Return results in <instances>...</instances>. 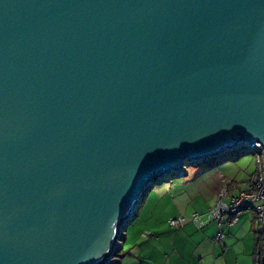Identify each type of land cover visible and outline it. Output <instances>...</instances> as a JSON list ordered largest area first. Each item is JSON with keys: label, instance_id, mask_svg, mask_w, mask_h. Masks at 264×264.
Here are the masks:
<instances>
[{"label": "water", "instance_id": "water-1", "mask_svg": "<svg viewBox=\"0 0 264 264\" xmlns=\"http://www.w3.org/2000/svg\"><path fill=\"white\" fill-rule=\"evenodd\" d=\"M253 144L264 0H0V264H108L147 188Z\"/></svg>", "mask_w": 264, "mask_h": 264}, {"label": "rangeland", "instance_id": "rangeland-1", "mask_svg": "<svg viewBox=\"0 0 264 264\" xmlns=\"http://www.w3.org/2000/svg\"><path fill=\"white\" fill-rule=\"evenodd\" d=\"M234 162H236V164ZM184 166L185 168L183 169V175L179 176L174 173L163 179L161 182L151 185L143 192L141 200L143 201L144 199V204H141L138 211L136 212L135 218L124 228L123 237H125V241L123 243V250L124 257L126 256V259L128 258L129 260L131 259L135 261L138 260V257H140L141 255L138 249L141 246L143 247V249H147V244L158 242L157 244H160L161 246L160 253L165 255L166 257H168V255H171L172 259H179V262L182 261L183 263L186 262V264H198V259L200 258L201 253L199 255V251L196 252L193 250V241L196 240H192L183 236V233H181V228H170L169 215L179 216V214H182L181 216L185 218V223L182 227L190 226L189 230L191 227L197 230L194 225L189 222V220L194 213L200 215L201 219H205L208 215V213L206 212L214 207L216 196L214 202L210 203L207 209L203 208L209 203L208 197L210 196V186L213 185V181L217 182L218 177L226 175L227 177H232L233 179H235L237 184L242 185V182L248 179V177L254 172V158L251 155L247 154L245 148H237L235 150L227 151V154L224 156L223 161H218L216 158H212L208 161L202 160L200 162H184ZM213 167L218 168L213 171L212 174L205 175L204 172L211 170ZM201 174H203V177L195 180ZM171 185H173L174 188L179 189L178 191H182V187L185 188V199L182 201L181 198V201L184 203L188 201L186 212L180 211L179 208H177V210L174 208L175 204L170 198V190H168ZM238 193L239 190L236 189L233 190L232 195L236 196ZM146 196L148 198L147 200L145 199ZM161 196L163 197V204L167 206V209L169 211V215L167 216L162 212H159L157 207H155L156 198H161ZM230 197H228V200L230 199ZM190 200L191 202L195 200L192 205L189 204ZM151 207H153L154 209H151ZM199 209H205L204 213L206 214L202 215L203 213L197 212V210ZM148 210L151 213L153 212V214L154 211L157 212L159 214V218H153V214L152 216L151 213L148 214ZM242 214L244 215L239 218L240 224L232 231L231 235L229 234L223 242L221 241V243L216 244L218 246L219 244L226 245V252H224V254H221L219 252L213 254L212 252H210L209 257L216 258V256H221L220 260L222 261V263L226 262V259H228L233 264H237V262L239 263V260H241L243 256L247 254L245 252V249L250 247V244L252 243V237H254L252 233L253 231H251L253 214L249 210L243 212ZM148 226L150 227V229L156 226V231L154 232L159 233L156 234L157 237L152 233L145 231L144 228H147ZM198 231L200 230H197V232ZM141 232L143 233L141 234ZM203 232L204 231H200V234ZM143 234L152 235L144 239L142 238ZM121 241L122 240L120 238L118 243L120 244ZM145 242L147 243L144 244ZM134 245L136 246L134 250H130ZM191 249L193 250L192 253L190 252ZM117 252H120V249ZM117 252L116 254H118ZM160 257L158 256V258ZM116 260L117 258L112 259V261ZM202 262L203 264L205 263L204 261ZM241 264L248 263H246V261H243Z\"/></svg>", "mask_w": 264, "mask_h": 264}, {"label": "crops", "instance_id": "crops-1", "mask_svg": "<svg viewBox=\"0 0 264 264\" xmlns=\"http://www.w3.org/2000/svg\"><path fill=\"white\" fill-rule=\"evenodd\" d=\"M234 163L236 164V162H234ZM217 168L213 167L211 170L204 172V173H205V175H210ZM251 175L248 177V179H246L242 182V185L237 184L235 179H233L232 177H227L226 175H222V176L218 177L217 182L213 181V185L210 186V196L208 197L209 203H208V205H205V207H203V208L207 209V207H209V204L214 202L216 193L219 190V188L222 186L227 187L229 196H234V195H232L233 190H236V189H238L239 191L244 190L246 188V185H247L248 180L251 177ZM201 177H203V174L199 175V177H197L195 180H197ZM168 190H170L169 191L170 198L172 199L173 203L175 204L174 208L176 210H177V208H179L180 211L186 212V206L188 204V201L186 203L182 202L185 199V194H186L185 188L182 187V191H178L179 189L174 188L173 185H171L168 188ZM162 198H163L162 196H161V198H159V197L156 198L155 207H157L159 212H162L163 214H165L167 216V215H169V211L167 209V206H165L163 204ZM181 198H182V201H181ZM145 199L146 200L148 199L147 196L145 197ZM194 201L191 202V200H190L189 204L192 205ZM142 203L144 204V199H143V201L141 200V204ZM141 204H140V206H141ZM151 209H154V208L151 207ZM204 210L205 209H199V210H197V212H201V213L205 214ZM150 213L151 212L148 210V214H150ZM152 214H153V212L151 213V216H152ZM179 215H182V214H179ZM242 215H244V214H241L239 216V218ZM169 216H170L169 218H174L178 215H176V216L169 215ZM153 218H159V214L155 211L153 214ZM239 218H238V223L236 226H234L232 228H228L227 226L221 227V230L224 233V238H223L222 242L224 241L225 238L228 237L229 234L231 235L232 231L240 224ZM150 226H153V225H150ZM189 227L190 226L182 227L181 233H183V236H185L186 238L196 240V241H193L194 242L193 250L196 252L199 251V253H198L199 255L201 253L200 258L198 259V264H203L202 261L205 262L204 264H233L228 259H226V262L222 263V261L220 260V257H221L220 255H219L220 257L216 256V258L209 257L210 252H212L213 254H216L217 252L224 254V252H226L225 247L227 248V246L223 245V244H219V246L216 245V244L221 243V242H216L213 239V237L215 238L214 235L216 234V230H217L216 229L217 227L214 223H209L206 227H204L202 230H200L201 232L204 231L201 234H200V231L197 232V230H195L193 227H191L189 230ZM144 229H145V231L152 233L154 236H156V234H159V233L154 232V231H156L155 230L156 226L152 227V229H150L149 226L147 228H144ZM252 229H253V221H252L251 231H252ZM187 230H189V231H187ZM142 233L143 232H141V234ZM212 239H213V242H212ZM124 241H125V237H123V240L120 243L121 247H120L119 256H122V258L119 259L120 260L119 264H161V263H166V264L167 263L168 264H181L182 263V264H186V262H184V263L182 261L179 262V259L178 260L174 259V258L172 259L171 255H168V257H166L165 255L161 254L160 253L161 246H160V244H157L158 242L153 243V244H147V246H146L147 249H143V247L141 246L138 249V251L141 254L140 257H138V260L135 261V260H131V259L129 260L128 258L126 259L125 258L126 256L124 257V250H123ZM146 243L147 242H145L144 244H146ZM132 244H134V243H132ZM135 245L130 250H134V248L136 247ZM149 247H152V248H149ZM193 250L191 249L190 252L192 253ZM245 252L247 254L244 255L243 258L241 260H239V263L237 262V264H241L243 261H246V263H248V264H253L254 237H252V243L250 244V247L245 249ZM142 253H143V256H142ZM173 254H175V253H173ZM158 256L159 257L161 256V257L158 258Z\"/></svg>", "mask_w": 264, "mask_h": 264}, {"label": "built area", "instance_id": "built-area-1", "mask_svg": "<svg viewBox=\"0 0 264 264\" xmlns=\"http://www.w3.org/2000/svg\"><path fill=\"white\" fill-rule=\"evenodd\" d=\"M245 150L251 151L250 155L254 158V172L246 188L239 191L236 196L230 197L228 189L222 186L216 193L214 207L206 212L208 215L205 219H201L197 213L193 214L190 220L188 219L197 230L214 222L217 227L214 238L216 242H221L224 238L221 227L236 226L239 216L247 210L253 214V232L264 240V149L259 144H253L245 146ZM228 197H230L229 200ZM184 223L185 218L181 215L169 219L170 228L180 229ZM148 237L150 234L142 235L144 239Z\"/></svg>", "mask_w": 264, "mask_h": 264}, {"label": "trees", "instance_id": "trees-1", "mask_svg": "<svg viewBox=\"0 0 264 264\" xmlns=\"http://www.w3.org/2000/svg\"><path fill=\"white\" fill-rule=\"evenodd\" d=\"M227 154V152L222 156L220 161H223L224 156ZM185 168V166H184ZM253 174V173H252ZM250 179V178H249ZM249 181V180H248ZM195 214V213H194ZM175 218V217H174ZM171 219V218H170ZM210 223H214V222H210ZM209 224V223H208ZM207 224V225H208ZM215 224V223H214ZM207 225H205L204 227H206ZM216 225V224H215ZM203 227V228H204ZM202 228V229H203ZM200 229V230H202ZM217 229V228H216ZM217 231V230H216ZM253 231V229H252ZM221 232L223 233V231L221 230ZM224 234V233H223ZM254 253H253V264H264V240L262 239V237L256 233H254ZM152 234H150L151 236ZM121 240H123V233L121 235ZM118 254L115 253V256L113 258H117L116 261H112V259L110 260V262L108 264H119L120 260L122 258V256H119L120 252H117Z\"/></svg>", "mask_w": 264, "mask_h": 264}, {"label": "bare ground", "instance_id": "bare-ground-1", "mask_svg": "<svg viewBox=\"0 0 264 264\" xmlns=\"http://www.w3.org/2000/svg\"><path fill=\"white\" fill-rule=\"evenodd\" d=\"M240 148H245V147L241 146Z\"/></svg>", "mask_w": 264, "mask_h": 264}]
</instances>
